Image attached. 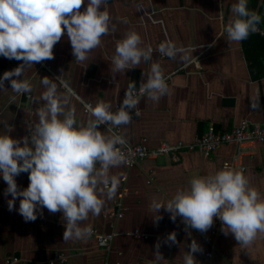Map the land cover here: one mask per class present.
<instances>
[{
    "label": "crops",
    "instance_id": "1",
    "mask_svg": "<svg viewBox=\"0 0 264 264\" xmlns=\"http://www.w3.org/2000/svg\"><path fill=\"white\" fill-rule=\"evenodd\" d=\"M233 2L105 0L115 29L101 37V43L90 52L86 62L74 60L70 42L62 34L53 46L52 59L33 62L25 68L22 75L32 84L31 92L14 93L9 80L4 81V88L0 89V133L7 132L17 140L30 135L35 110L43 104L39 95L44 90L40 84L44 76L57 84L59 93L68 96L66 110L73 108L76 120L84 122L89 114L83 103L94 105L104 101L115 111L128 85L132 83L136 89L146 79L143 73H147L152 61H158L164 75L170 76L169 92L158 102L145 96L140 100L141 115L134 117L130 113V122L120 126L127 143L148 148L162 143L190 144L203 136L210 124L220 132L232 131L243 120L264 124V36L250 32L240 42L226 40L224 26L231 16ZM262 4L263 0H248L247 7L260 15L257 26L264 28ZM84 7L82 3L80 10ZM129 30L140 34L142 46L153 48L151 60L124 73H112L111 57L116 42ZM165 40L192 51V56L188 61L163 57L155 49ZM21 63L0 56V74ZM100 130L111 134L107 128ZM239 151L243 169H235L242 170L250 185L264 197V144L260 143L247 144L240 150L234 144H224L207 158L185 151L178 162L161 158L144 160L130 169L122 164L110 169V174L120 177L117 193L105 201L99 215L90 214L82 222L91 225V231L113 235L110 251L101 248L93 235L86 241H64L60 211L51 213L41 208L35 220L25 221L16 211L20 197L9 211L7 200L11 196L4 195L7 185L0 178V264L12 258L19 260L14 264H49L56 252L68 257L64 264H153L157 242L162 257L157 264H182V256L192 240L202 248L193 253L196 264H264V234H258L252 244L242 247L231 233L225 235L220 231L216 252L209 258L205 236L213 225L200 232L181 224L179 215L170 219L163 207L159 209L161 219L154 223L149 207L153 198L165 201L178 188L187 187L191 177L224 168ZM15 180L21 189L29 182L28 175L21 173ZM121 210L123 218L108 216ZM136 231L147 238H137ZM170 232L175 233L176 243L165 242Z\"/></svg>",
    "mask_w": 264,
    "mask_h": 264
},
{
    "label": "clouds",
    "instance_id": "2",
    "mask_svg": "<svg viewBox=\"0 0 264 264\" xmlns=\"http://www.w3.org/2000/svg\"><path fill=\"white\" fill-rule=\"evenodd\" d=\"M82 3L85 7L80 10ZM104 5L105 0H0V56L22 61L0 74V89L7 79L14 93L31 92L32 84L22 75L25 68L33 62L52 59L53 46L62 34L70 42L74 60L86 62L90 52L101 43V37L115 29ZM247 5L248 0L232 3L231 16L224 26L227 41L240 42L256 31L261 17ZM155 50L180 61H188L192 56V51L169 40L160 42ZM152 52L151 46H142L138 32L129 30L116 42L110 71L124 73L142 61H150ZM143 74L146 79L140 83L139 92L147 100L158 102L168 94L169 86L158 61H152ZM40 84L44 86L39 95L43 104L35 110L31 134L17 140L7 132L0 133V178L7 185L4 195L11 196L7 207L13 210L14 201L20 197L16 211L25 221L35 220L41 208L51 213L60 211L64 220L62 239L86 241L91 225L82 222L90 214L99 215L105 201L117 193L120 177L110 174V169L126 159L118 147L125 144V137L114 132L105 134L99 126L127 125L140 97L130 83L115 111L109 103L98 101L86 105L88 119L80 122L73 108L66 110L69 98L57 91L53 80L44 76ZM22 172H27L29 182L21 189L15 177ZM149 207L154 223L161 219L159 209L163 207L170 219L179 215L187 227L200 232H205L216 217L221 221V231L225 235L231 233L242 247L252 244L258 234H264V197L250 185L242 170L224 167L203 176L195 175L187 187L178 188L165 201L153 198ZM169 241L176 243L174 232L165 237V242ZM159 247L157 242L153 264L162 260ZM200 251L201 246L192 240L182 256V264H196L193 253Z\"/></svg>",
    "mask_w": 264,
    "mask_h": 264
},
{
    "label": "built area",
    "instance_id": "3",
    "mask_svg": "<svg viewBox=\"0 0 264 264\" xmlns=\"http://www.w3.org/2000/svg\"><path fill=\"white\" fill-rule=\"evenodd\" d=\"M261 14L262 16H264V0L262 4ZM254 32L260 34L261 36H264V28L261 26H257L256 31ZM41 65L43 67H46L44 63H41ZM165 77H166V82L168 84L170 80V76H165ZM139 88L140 87L134 89V93L135 95L140 97L141 100L144 97V95L139 92ZM28 99H31V96H28ZM83 104H84L85 112H87L86 105H91V104L89 103H83ZM118 106L119 105L116 106L115 110L117 109ZM130 113L134 117H139L141 115V110L137 105L136 108L131 110ZM31 127L32 126H30L29 128L30 134H31ZM99 127H104L107 128L108 130L110 129L111 133L114 132L121 134L120 126L112 127L111 125H107V126L100 125ZM254 143L264 144V124L252 123L247 120H243L240 122L238 126H236L230 132H220L216 129L214 124H210L205 134L199 138H196L194 142L190 144H184L182 142L174 145L169 143H162L160 146L156 148H148L142 144L132 145L125 142L124 145L118 147L121 148V151L126 157L125 162L122 165L125 168L130 169L144 160H158L161 158H165L171 160L172 162H178L181 158V154L185 151L198 152L204 158H207L211 156L218 148H220L224 144H234L240 150L245 145L254 144ZM241 155L242 152L239 151L238 154L235 156L234 160L231 162H226L224 164V167L233 168V169L242 168L240 166ZM21 174L28 175L27 172H22ZM108 216L123 218L124 212L123 210H121L118 213L115 212L110 213ZM181 224H184L182 219H181ZM212 225L213 227L210 233L207 236H205V241L209 247V252L207 254L209 258L213 257L217 249V240L220 237V231H221V221L218 218L213 217ZM91 235L97 238L98 244L101 248H103L106 251H110L111 242L113 240L112 234L109 235L99 234L96 231H91ZM135 236L137 238L140 237L147 238V236H144L139 231L135 232ZM67 261H68V257L65 254L56 252L53 255L52 259L49 261V264H56V263L64 264ZM18 262L19 260L17 258H12V259H6L4 264H14Z\"/></svg>",
    "mask_w": 264,
    "mask_h": 264
}]
</instances>
